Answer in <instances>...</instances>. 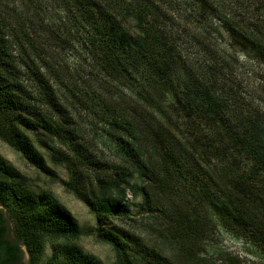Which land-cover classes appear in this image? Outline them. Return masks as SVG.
Listing matches in <instances>:
<instances>
[{
    "label": "trees",
    "instance_id": "16d2710c",
    "mask_svg": "<svg viewBox=\"0 0 264 264\" xmlns=\"http://www.w3.org/2000/svg\"><path fill=\"white\" fill-rule=\"evenodd\" d=\"M42 1L0 0V140L51 173L34 134L52 162L66 167L67 191L89 207L96 226L80 228L48 192L28 195L27 176L0 161V206L34 264L48 243L63 245L59 253L71 264H104L72 252L83 235L113 246L115 264H207L202 244L216 227L264 255V75L257 98L234 78L240 57L264 66V0L237 1L234 9L251 14L240 19L228 16L224 0H189L200 23L219 21L225 51L234 55L219 58L207 47L214 59L201 65L166 26L171 0H46L63 15L51 48L78 50L92 81L114 88L115 104L93 110L114 148L105 158L78 133L57 81L83 108L106 98L57 77L59 67L36 41L37 29L52 25L42 17ZM210 38L194 35L196 43ZM127 192L141 200L140 211L167 216L182 242L178 255L150 249L115 222ZM7 233L0 210V264H19L20 246Z\"/></svg>",
    "mask_w": 264,
    "mask_h": 264
},
{
    "label": "rangeland",
    "instance_id": "374dc122",
    "mask_svg": "<svg viewBox=\"0 0 264 264\" xmlns=\"http://www.w3.org/2000/svg\"><path fill=\"white\" fill-rule=\"evenodd\" d=\"M224 1L228 6L227 14L229 17L234 15L236 19H240L251 16L248 11L244 12L241 8L239 9L237 7L234 9L236 2L239 0ZM41 5L43 7V9H41L43 11L42 17L45 23L48 22L49 25H52H50L51 27H47V25L44 24L45 28L40 30L37 29L36 34L38 38L36 41L39 43V47L43 49L44 53H49L51 56L50 58H52V63L59 67L58 71L62 75L57 77L74 79L73 81L76 80V84L82 89L86 91L89 89H96L95 91L97 93L100 95L103 93V97L106 98L104 104L98 100L96 108L86 109L87 106L83 108L80 104L81 102L72 98L68 90L62 86V83L59 80L57 81V84H59L61 88L62 97L69 103L68 107L72 110V115L76 119L77 131L84 138V141L91 145V149L97 157H112L114 152L111 151V149L114 150V148L104 136L105 133L103 130L105 125L101 119L95 115L93 110H100L104 108L103 105L110 107L111 105L109 103L115 104L112 99H109L112 98L110 94L113 93L112 90H114V88L108 83L101 85V80L99 79L94 82L92 81V79H96V77L91 74L88 64L82 59V54L78 50L73 48H68L67 50L58 48L55 50L51 48L52 45H54L53 42L56 37L55 31L57 30V28L53 26L61 22H59L58 19L63 15L57 14L56 9L46 0H43ZM191 5H193V3L189 0H171L168 6L169 9H167L169 19L167 20L166 26L181 43L184 55L190 57L192 61L197 62L198 65H201L214 59L213 55L209 54L210 52L204 51L207 47H210V50L213 51L216 56L219 55V58L223 54L225 57H228V60L229 58L234 59V55L231 51H225V49L227 50L225 45L228 43V35L224 29L220 27L219 21H215V19L208 17L205 23H200L198 20L201 19V17L192 10ZM207 32L210 34L212 43L208 41H206L207 43H196L194 35L198 33L199 38L202 39V37L207 35ZM212 33L214 36H212ZM239 62L238 67L235 69L238 77L234 76V78L236 77L235 80L241 85V87H239L244 91V94L246 90H249L251 93H254L253 98H257L260 88L259 79L264 75V66L253 61H247L244 57H240ZM239 84L235 85L238 86ZM62 88H64V91H62ZM82 104L84 105V101H82ZM30 138L44 157L47 165L52 168L51 173L43 172L41 169H38L26 156L1 140L0 161L10 164L27 176L28 181L23 185L22 190L28 195L38 196V194L42 192H48L59 200L61 205L69 212L70 218L75 221L80 228H94L96 226V218L89 207L66 189L65 182L69 180L66 167L52 162L49 150L39 144L34 134H30ZM58 144L66 148V144H63L61 141L58 142ZM140 202V199L134 200L131 193L127 192V203L124 205V208L120 209L121 214L115 222L122 228H125V230H128L130 234L138 236L141 239V243H145L150 249L173 257L175 252L177 254L178 247L182 245V242L178 240V235L168 226L166 222L168 219L167 216L162 215L163 218H161L160 216H152L148 213H144L142 212L143 210L140 211ZM0 210H2L7 221L8 240L20 246L21 257L19 264H34L26 246L17 241L13 231V223L9 219L6 211L1 206ZM76 244L77 247L73 250L71 249L72 252L78 251L83 255L95 257L104 264H115L116 252L113 246L98 240L94 235H83L76 240ZM202 245L204 246V251L202 252L204 262L207 264H229V258L238 261V264H264L263 254L252 246L246 245L240 239L233 237L223 228L216 227L210 229L205 244ZM61 246L63 245L58 243H48L43 251L38 254L36 264H71L68 255L59 253L61 252Z\"/></svg>",
    "mask_w": 264,
    "mask_h": 264
}]
</instances>
